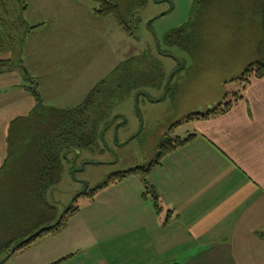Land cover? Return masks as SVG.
<instances>
[{
  "label": "rangeland",
  "instance_id": "obj_1",
  "mask_svg": "<svg viewBox=\"0 0 264 264\" xmlns=\"http://www.w3.org/2000/svg\"><path fill=\"white\" fill-rule=\"evenodd\" d=\"M20 1L9 0V19L42 25L28 32L17 23L18 30H9L14 40L4 39L0 50V167L11 122L37 106L36 96L26 87H36L47 107L72 109L103 82L93 120L107 127L91 148L65 156L60 182L46 195L60 214L72 205L85 212L90 199L85 191L111 174L151 163L172 131L185 136L187 123L172 130L175 123L234 100L242 83L233 79L264 56L260 17L244 7L250 0H214L202 20L197 45L188 52L165 39L189 25L198 0H147L144 7H134L135 16L128 18L134 17V35L112 16L95 18V0H47V6L34 5L28 11ZM73 1L84 9H76L78 14L83 11L97 21L82 22L79 28L75 11L71 20ZM134 2L119 0L123 13ZM62 9L67 10L59 15ZM140 181V175L124 180ZM109 186L100 197H117L124 187ZM22 259L11 255L2 264H20ZM253 261L264 264V248L254 253Z\"/></svg>",
  "mask_w": 264,
  "mask_h": 264
},
{
  "label": "crops",
  "instance_id": "obj_2",
  "mask_svg": "<svg viewBox=\"0 0 264 264\" xmlns=\"http://www.w3.org/2000/svg\"><path fill=\"white\" fill-rule=\"evenodd\" d=\"M72 3L79 28L100 18ZM38 4L48 1L29 0L25 11ZM241 88L228 111L182 123L185 136L173 128L171 137L190 140L153 166L147 182H119L117 197H100L108 185L65 227L13 255L20 264H256L264 248V77ZM147 187L157 208L143 196Z\"/></svg>",
  "mask_w": 264,
  "mask_h": 264
},
{
  "label": "trees",
  "instance_id": "obj_3",
  "mask_svg": "<svg viewBox=\"0 0 264 264\" xmlns=\"http://www.w3.org/2000/svg\"><path fill=\"white\" fill-rule=\"evenodd\" d=\"M98 7L94 10L100 18L114 17L119 26L129 34L134 35L133 19L134 7H144L147 0H135L134 4L123 13L119 0H95ZM22 10L28 8L26 0H21ZM214 0H198L193 17L187 27L180 28L166 36L167 44L179 47L183 51H190L201 32L202 20ZM9 0H0L2 15L0 17V50L3 40L13 41L14 36L9 30L31 31L42 24L28 25L21 17L11 21ZM252 14L259 15L264 30V0H250L244 3ZM140 22V19L136 20ZM19 24V28L16 24ZM9 31V32H8ZM193 43V44H192ZM264 77V56L261 60L248 65L241 75L233 81L247 85L251 79ZM103 82L98 84L79 106L72 109H57L47 107L41 102L36 87H26L37 99V106L27 115L18 116L10 124L7 139V155L0 167V255L6 254L0 260L4 263L14 253L29 247L39 238L59 231L66 226L68 218L78 208L72 205L60 214L57 207L50 204L46 195L51 188L60 182L62 174V160L68 153L81 149H89L94 145L95 138L102 134L107 127L101 128L93 120V112L101 94ZM229 94V93H228ZM234 100L225 104H218L205 112L189 114L183 121L175 123L171 129L184 122L201 118L215 117L232 108L233 104L242 99L234 92ZM190 138L181 139L178 136H167L158 147L155 159L144 166L128 169L111 174L106 181L91 192L84 195L94 196L99 190L110 184L124 181L130 176L140 175L144 182L152 167L160 164L161 160L176 148L184 145ZM153 199L158 207L156 194L148 187L143 193ZM77 199H74V203ZM17 246L15 250L13 248ZM66 258L52 264H61Z\"/></svg>",
  "mask_w": 264,
  "mask_h": 264
},
{
  "label": "water",
  "instance_id": "obj_4",
  "mask_svg": "<svg viewBox=\"0 0 264 264\" xmlns=\"http://www.w3.org/2000/svg\"><path fill=\"white\" fill-rule=\"evenodd\" d=\"M17 248V246H15L14 248H13V250H15Z\"/></svg>",
  "mask_w": 264,
  "mask_h": 264
}]
</instances>
